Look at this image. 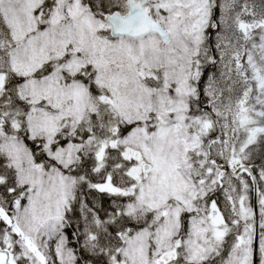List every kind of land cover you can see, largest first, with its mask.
I'll return each instance as SVG.
<instances>
[{"label":"snow or ice","instance_id":"6c2138e0","mask_svg":"<svg viewBox=\"0 0 264 264\" xmlns=\"http://www.w3.org/2000/svg\"><path fill=\"white\" fill-rule=\"evenodd\" d=\"M0 264H264V0H0Z\"/></svg>","mask_w":264,"mask_h":264},{"label":"water","instance_id":"95a60500","mask_svg":"<svg viewBox=\"0 0 264 264\" xmlns=\"http://www.w3.org/2000/svg\"><path fill=\"white\" fill-rule=\"evenodd\" d=\"M254 208H255V211H256V227H257V232H258L259 231V217H258L256 197L254 198Z\"/></svg>","mask_w":264,"mask_h":264},{"label":"trees","instance_id":"16d2710c","mask_svg":"<svg viewBox=\"0 0 264 264\" xmlns=\"http://www.w3.org/2000/svg\"><path fill=\"white\" fill-rule=\"evenodd\" d=\"M249 181H250V178H248ZM261 186V185H260ZM251 200H252V191L249 192V203H251Z\"/></svg>","mask_w":264,"mask_h":264}]
</instances>
